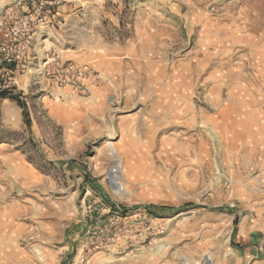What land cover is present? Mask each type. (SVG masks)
<instances>
[{
  "label": "rangeland",
  "instance_id": "1",
  "mask_svg": "<svg viewBox=\"0 0 264 264\" xmlns=\"http://www.w3.org/2000/svg\"><path fill=\"white\" fill-rule=\"evenodd\" d=\"M64 1L84 13L73 12L60 31L72 48L131 43L145 55L130 69L148 73L134 85L147 89L149 101L110 117L91 110L73 142L48 120L36 128L29 114V134L23 125L10 129L0 114V209L10 203L16 214L1 217L12 240L0 242L6 245L0 250H9L8 257L0 253V264L64 263L84 201L118 213V230L129 231L103 252L107 264L136 257L140 264H180L182 257L234 264L239 227L264 235V0ZM29 82L17 78L19 87ZM162 85L182 90L185 106L176 99L169 107L149 104L151 88ZM35 96H41L36 89L23 95L28 113ZM1 101L0 111L10 104ZM108 142L123 161L122 198L110 188ZM17 153L22 161L12 157ZM31 226L41 227L40 236L22 242ZM6 232L0 230V240ZM37 242L47 249L41 261L31 249Z\"/></svg>",
  "mask_w": 264,
  "mask_h": 264
},
{
  "label": "crops",
  "instance_id": "2",
  "mask_svg": "<svg viewBox=\"0 0 264 264\" xmlns=\"http://www.w3.org/2000/svg\"><path fill=\"white\" fill-rule=\"evenodd\" d=\"M9 1L11 0H0V5ZM75 8L78 7H61V18L66 22V20L72 16ZM74 13H76V11ZM62 30L63 28L59 30V32H49L46 36L42 35L41 37H38L40 46L61 53L64 60H73L85 67H88L87 65L92 66L96 71L101 73L104 81L97 86L88 87L86 94L66 89L64 90L65 98L61 101H52L42 95L35 96L30 99L33 113L30 111L29 114H31L32 122L36 128L40 121L43 122L44 120H48L55 126L65 128V130L68 131L67 138L73 142L74 139L78 140V137H74V129L78 132L81 127V133H83V123L87 120L88 115L91 114V110L101 109L104 112L105 117H110V111L112 110H119L121 107L133 108L140 104L141 99L148 100L149 93L147 89L140 91L134 85L135 78L140 77L142 79H147L148 73L143 69L139 70L138 67L135 68L134 72L130 69L131 63L136 62V58L145 57L143 53L133 48L131 43L125 46H122L121 44H115L113 46L103 44L104 48L100 49V51H92L88 47H86L85 50L82 49L79 51L72 48V41L68 39V37H60V33L63 32ZM67 35L71 36L68 33ZM42 38H44V40H42ZM151 77L154 78V76ZM149 79L151 78L149 77ZM160 80L161 82L165 81L164 74L160 77ZM29 84L30 83H26L27 86L24 85L20 87L18 85L19 90L25 92L22 93L23 95H28L31 90L36 89V87H32V85L30 86ZM150 92L152 98L150 99L151 102L149 104L153 105L155 108L169 107L170 103L175 102V99L176 103L180 104L179 106H185L186 96L183 91L178 90V88H174L173 90L172 87L162 85L151 88ZM30 94L34 96V93L31 92ZM6 101L10 102V104H1V121L12 130H20L23 125L22 111L15 102L10 100H2L1 102ZM17 154L18 155L12 154V157L16 156V159L22 161L19 153ZM25 168L26 167L22 162L21 169ZM11 206L14 205L7 203L5 207L0 209V230L7 229L5 235L1 237L2 239L0 242H5V244H9L11 242L10 240H12L9 236L10 233H8L10 225L8 221L4 223V220L2 221L1 217L2 219H8L16 215L14 209L10 208ZM39 229H41V227H39ZM39 229L37 226H31L28 235L21 238V241L24 242L27 238L34 239L36 236H40L41 232ZM233 243L235 244L233 253L234 264H264L263 234L254 233L252 231L247 232L243 227H239L237 234L233 237ZM0 244H2L1 246L5 245L4 243ZM41 245L42 244L37 242V244L35 243L31 247L32 252L40 261L43 260V256L46 255L47 251V249ZM5 249L4 251L1 249L0 253H3V255L8 257L9 250L7 251V249ZM42 249H45L46 251H43ZM112 254L113 252L108 254V256H113ZM101 255H105V253L101 252L94 255L90 260H93L92 264H107V256L103 257ZM139 260L140 259L136 257L131 260L130 264H140ZM162 262L163 263L161 264H174L170 260L165 259H163ZM146 264L159 263L153 259L147 261Z\"/></svg>",
  "mask_w": 264,
  "mask_h": 264
},
{
  "label": "built area",
  "instance_id": "3",
  "mask_svg": "<svg viewBox=\"0 0 264 264\" xmlns=\"http://www.w3.org/2000/svg\"><path fill=\"white\" fill-rule=\"evenodd\" d=\"M64 2L11 0L0 5V93H21L17 78L28 77L29 85L43 97L61 101L66 89L86 94L88 87L101 82L95 71L64 60L61 53L39 44L38 37L63 28ZM75 14L84 15L82 11ZM79 224L80 231L72 239L71 250L62 264H88L94 255L113 251L119 236L129 232L126 228L118 230V213L106 210L98 202H83Z\"/></svg>",
  "mask_w": 264,
  "mask_h": 264
},
{
  "label": "bare ground",
  "instance_id": "4",
  "mask_svg": "<svg viewBox=\"0 0 264 264\" xmlns=\"http://www.w3.org/2000/svg\"><path fill=\"white\" fill-rule=\"evenodd\" d=\"M109 155L113 159L112 167L108 172V177L110 179V188L113 194L119 198L125 197L127 195L126 189L122 185L123 176L121 174L123 161L115 147L112 143H107ZM184 262H180V264H192L187 258L182 257ZM186 262V263H185ZM229 262V261H228Z\"/></svg>",
  "mask_w": 264,
  "mask_h": 264
},
{
  "label": "trees",
  "instance_id": "5",
  "mask_svg": "<svg viewBox=\"0 0 264 264\" xmlns=\"http://www.w3.org/2000/svg\"><path fill=\"white\" fill-rule=\"evenodd\" d=\"M22 93H9V92H1L0 93V100H10L12 102H15L17 106L22 111V119H23V125L25 128V131L30 134L31 129V120L29 117V113L27 111L26 103L23 101ZM150 210L163 213V212H172L173 209L171 208H156V207H148ZM225 211H228L229 209H224Z\"/></svg>",
  "mask_w": 264,
  "mask_h": 264
},
{
  "label": "water",
  "instance_id": "6",
  "mask_svg": "<svg viewBox=\"0 0 264 264\" xmlns=\"http://www.w3.org/2000/svg\"><path fill=\"white\" fill-rule=\"evenodd\" d=\"M109 183H110V180H109Z\"/></svg>",
  "mask_w": 264,
  "mask_h": 264
}]
</instances>
